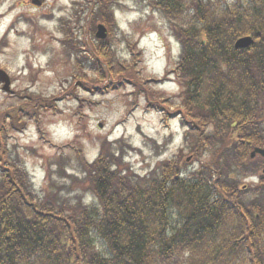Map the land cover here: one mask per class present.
Returning <instances> with one entry per match:
<instances>
[{
  "label": "trees",
  "instance_id": "obj_1",
  "mask_svg": "<svg viewBox=\"0 0 264 264\" xmlns=\"http://www.w3.org/2000/svg\"><path fill=\"white\" fill-rule=\"evenodd\" d=\"M110 1H90L108 28ZM147 1L180 46L181 148L141 173L105 142L68 175L51 160L36 190L0 142V264H264V176L241 186L264 166L249 158L264 148V0Z\"/></svg>",
  "mask_w": 264,
  "mask_h": 264
},
{
  "label": "rangeland",
  "instance_id": "obj_2",
  "mask_svg": "<svg viewBox=\"0 0 264 264\" xmlns=\"http://www.w3.org/2000/svg\"><path fill=\"white\" fill-rule=\"evenodd\" d=\"M90 1L46 0L40 9H33L30 0H0V69L10 75L16 90L12 96L0 90V142L6 143L13 160L26 166L38 186L50 160L61 162L62 173L68 175L66 168L75 169L79 157L91 161L97 156L98 141L116 142L109 151L120 149L116 158L141 173L181 144L177 117L165 120V112L172 114L176 107L169 110L163 105L166 97L177 94L176 85L165 78L179 52L171 47L175 41L168 39L171 24L147 0H112L113 27L105 25L108 45L98 49L94 34L100 20ZM42 16L53 25L40 26ZM60 30L68 41L63 42ZM94 40L91 49L88 42L93 45ZM107 51L109 60L100 55ZM89 60L94 62L92 68ZM73 75L85 79L97 95L78 90ZM17 121L23 133L11 129ZM70 142L80 144L78 154L65 147ZM254 181L247 177L241 185Z\"/></svg>",
  "mask_w": 264,
  "mask_h": 264
},
{
  "label": "water",
  "instance_id": "obj_3",
  "mask_svg": "<svg viewBox=\"0 0 264 264\" xmlns=\"http://www.w3.org/2000/svg\"><path fill=\"white\" fill-rule=\"evenodd\" d=\"M31 2L33 3V4H37L36 2H35V0H31ZM104 32H105V30L102 28V27H98V33H97V37H103L102 36V34L104 35ZM252 43V41H251V39L250 38H244V39H240V40H238L237 42H236V44H235V47L236 48H244V47H247V46H249L250 44ZM2 78H1V76H0V80H1ZM255 152L256 153H258V154H260L261 156H263L264 157V151H262V150H255ZM254 154H252V156H253Z\"/></svg>",
  "mask_w": 264,
  "mask_h": 264
}]
</instances>
